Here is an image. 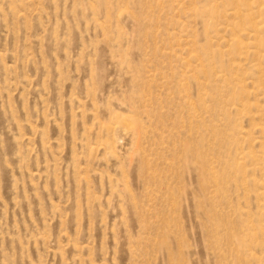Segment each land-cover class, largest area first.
I'll return each instance as SVG.
<instances>
[{
    "label": "rangeland",
    "instance_id": "obj_1",
    "mask_svg": "<svg viewBox=\"0 0 264 264\" xmlns=\"http://www.w3.org/2000/svg\"><path fill=\"white\" fill-rule=\"evenodd\" d=\"M256 2L0 0V264H264Z\"/></svg>",
    "mask_w": 264,
    "mask_h": 264
},
{
    "label": "bare ground",
    "instance_id": "obj_2",
    "mask_svg": "<svg viewBox=\"0 0 264 264\" xmlns=\"http://www.w3.org/2000/svg\"><path fill=\"white\" fill-rule=\"evenodd\" d=\"M244 2H246V0H243ZM255 1V0H254ZM257 2L255 3V5L257 4V8H259L260 10H261V15L263 14L264 15V0H256ZM247 2H248V0H247ZM243 4V3H242ZM249 5V4H248ZM255 5H253V7L255 6ZM240 6H242V5H240ZM246 6V5H245ZM217 7V6H216ZM243 7H244V5H243ZM249 7V6H248ZM251 7V6H250ZM246 9V8H245ZM248 9V8H247ZM251 9H253V8H251ZM246 11V10H245ZM247 12V14H248V11H246ZM232 13H235V12H232ZM245 13V12H244ZM239 14V13H238ZM237 14V15H238ZM260 14V13H259ZM239 15H241L242 16V13L241 14H239ZM238 15V16H239ZM261 15H259V16H261ZM262 15V16H263ZM244 17V16H243ZM252 18V17H251ZM260 18V17H259ZM225 19H227V18H225ZM242 19V18H241ZM247 19V18H246ZM262 19H264L263 17H262ZM261 19V20H262ZM228 20V19H227ZM239 20V19H238ZM250 20V19H249ZM255 20V19H254ZM234 21V20H233ZM243 21H244V19H243ZM252 21V20H251ZM258 21H260L259 19H258ZM250 22V21H249ZM255 22V21H254ZM261 23H263L264 21H260ZM217 23V22H216ZM246 23V22H245ZM253 23V22H252ZM260 23V24H261ZM238 24V23H237ZM258 24V23H257ZM256 24V25H257ZM224 25V24H223ZM228 25V24H227ZM245 25V24H244ZM259 25V24H258ZM229 26V25H228ZM243 26V25H242ZM216 27V26H215ZM223 27H225V26H223ZM231 27V26H230ZM252 27H253V24H252ZM227 28V27H226ZM251 28V27H250ZM256 28V27H255ZM255 31H257L256 29H254ZM253 30V31H254ZM255 33V32H254ZM253 33V34H254ZM251 34V32L249 33V35ZM255 35V34H254ZM253 39V38H252ZM253 40H255V39H253ZM256 41V40H255ZM263 51V50H262ZM248 54V53H247ZM257 57V56H256ZM237 65V64H236ZM239 66V65H238ZM237 67V66H236ZM247 68V67H246ZM249 68V67H248ZM247 68V69H248ZM238 71V70H237ZM223 72V71H222ZM250 72H252V71H250ZM250 72H249V74H250ZM224 73H225V71H224ZM256 73V72H255ZM254 73V74H255ZM259 74V73H258ZM264 74V73H263ZM237 75H239V74H237ZM222 76V75H221ZM225 76V75H224ZM261 76V75H260ZM220 77V76H219ZM238 77V76H237ZM249 77V76H248ZM239 78V77H238ZM250 78V77H249ZM219 79H221V78H219ZM228 79V78H227ZM231 81V80H230ZM258 81V80H257ZM252 82V81H251ZM259 82V81H258ZM260 82H261V80H260ZM253 83H255V82H253ZM262 83V82H261ZM247 91H249V90H247ZM243 94V93H242ZM254 94V93H253ZM245 95V94H244ZM262 95H264V94H262ZM220 97V96H219ZM248 105V104H247Z\"/></svg>",
    "mask_w": 264,
    "mask_h": 264
}]
</instances>
